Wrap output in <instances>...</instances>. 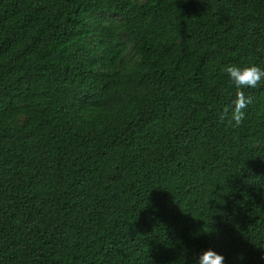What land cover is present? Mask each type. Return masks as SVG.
<instances>
[{"label":"trees","instance_id":"1","mask_svg":"<svg viewBox=\"0 0 264 264\" xmlns=\"http://www.w3.org/2000/svg\"><path fill=\"white\" fill-rule=\"evenodd\" d=\"M249 64L264 0H0V264H264Z\"/></svg>","mask_w":264,"mask_h":264},{"label":"clouds","instance_id":"2","mask_svg":"<svg viewBox=\"0 0 264 264\" xmlns=\"http://www.w3.org/2000/svg\"><path fill=\"white\" fill-rule=\"evenodd\" d=\"M224 71L238 89L256 88L264 81V68L255 64L242 67L229 65L225 67ZM251 103L252 98L250 96H245L243 91H238L235 100L232 102L231 110L229 107H225L220 119L222 121L228 119L234 127L241 125L245 116L244 109ZM197 264H225V258L222 254L208 249L200 254Z\"/></svg>","mask_w":264,"mask_h":264}]
</instances>
